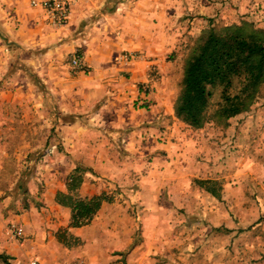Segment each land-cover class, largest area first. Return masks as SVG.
<instances>
[{
	"label": "rangeland",
	"instance_id": "374dc122",
	"mask_svg": "<svg viewBox=\"0 0 264 264\" xmlns=\"http://www.w3.org/2000/svg\"><path fill=\"white\" fill-rule=\"evenodd\" d=\"M221 1L210 14L207 8L215 0H80L68 24L52 27L45 60L44 53L31 54L26 56L30 63L12 62L18 73L9 75L5 69L11 82L6 89L16 99L11 109H0V254L10 256L0 264H31L35 258L52 264L50 257L31 249L21 260L12 257L8 250L22 244L25 233L14 238L9 228H24L23 223L25 239L44 241L51 226L64 218L48 201L58 187L68 190L78 165L85 169L76 196L82 197L88 176L99 188L97 195L115 203L114 213L121 210L142 223L131 243L112 249L117 259L99 263L91 255L93 264H264V84L250 110L232 118L229 126L214 115L219 91L204 126L192 127L175 113L190 50L207 30L242 21L264 29V0ZM9 5L0 0V20L13 11ZM74 56L83 59L84 70L73 66ZM138 63L146 73L136 82L137 103L122 111L139 112V126L140 117L147 123L145 114L159 102L165 118L158 130L122 128L111 119L121 107L112 102L128 93L126 85L134 82L130 67ZM28 65L30 77H25ZM40 94L46 102L39 103ZM71 122L79 126L72 132L60 126ZM143 176L149 178L144 186L153 187L158 179L160 188L132 201ZM176 177L181 181L171 183ZM196 179L210 180L218 196ZM119 237L110 234L112 241ZM138 245L143 256L127 260L126 250ZM81 252L66 264H88Z\"/></svg>",
	"mask_w": 264,
	"mask_h": 264
},
{
	"label": "crops",
	"instance_id": "0c3cea01",
	"mask_svg": "<svg viewBox=\"0 0 264 264\" xmlns=\"http://www.w3.org/2000/svg\"><path fill=\"white\" fill-rule=\"evenodd\" d=\"M220 1L221 0H215V3L211 7L207 8L210 14L217 12V10L219 9L217 5H219L218 2ZM9 3V7H13V11L10 14H7V17L2 16V19L0 20V109H11V105L14 104L16 99L15 96L10 94L9 91L6 89V87L11 83L9 80V75H13L19 72V69L17 71H12L13 67L15 68L17 66L16 64H12V62L17 61V63L21 65V60H23L28 61L30 63V57L27 60V55L30 56L31 54H34V56H41L43 53L44 54L42 56V59L45 60V56H47L45 54V47L49 45V42L53 41L52 35L55 34V32L52 30L54 29L52 28L53 26H50V24L46 22L44 14L40 10L31 7L29 4V0H9ZM238 5L240 6L241 2H239ZM160 11V7H158V15H160ZM5 69H8V73L10 71L9 75H6L7 77H4ZM29 70L30 66L27 71V74L25 73V71H23L25 77H30ZM130 71L131 80L134 82H131L129 85H126L127 91L123 90L128 93H125L123 97L118 98L119 101L112 102L115 105H119L121 107L119 110H117L116 113H112L111 119L113 121H117L116 125L122 128L126 127L123 126L125 124L131 125L130 127H132V129L137 127L141 132H145V130L151 129L158 130L159 125L163 122L162 120L165 118V113H162L163 107L160 106L161 104L159 102L155 106V110L157 109L156 113L153 108L150 112L145 114V117L148 120L147 123L143 124L144 120L142 117H140L139 120L142 119V122L139 126H136L137 113L139 112L135 111L134 113L133 111V113H130L122 111L125 107L131 110V106L137 103L135 100L138 97L139 89L137 88L136 82L143 80L146 73L145 68L140 63L133 67H130ZM67 76L68 77L64 78V82L67 81V78L71 77L70 75ZM42 77L44 78V75L40 76V78ZM31 79L33 82L34 77L30 78V82ZM72 81H74V84H76V77ZM37 97L39 98V103H42L43 101L46 102L45 96L41 95L40 97ZM69 113L74 112L71 111ZM140 113L142 112L140 111ZM1 115L2 114H0V116ZM171 115H174L172 110ZM71 116L74 117L73 114H71ZM5 117L9 118L10 112H7V115H5ZM74 123L75 122L61 123L60 126L63 125V129L67 127V129L72 132L74 129H77L79 127L77 124ZM11 128H14V125ZM3 132L9 133L7 129ZM169 145V143L164 144V146L166 147H169ZM197 145H199V143ZM0 157L2 159V154H0ZM127 177L128 176H125V178ZM189 177L190 176H185L184 178H187L189 180ZM197 177L199 178V176ZM97 179L98 181H101L100 178ZM146 179L149 178L143 176L137 182L140 184H135V189L132 195L130 196L132 201L136 200L140 202L141 199L143 200V197H149L150 195L152 196L154 193L153 190L156 186L157 190H159L160 184L162 183L161 180L158 181L157 179L155 181V186L150 187L148 185H145L147 186V188H145L144 183L147 184ZM91 181L92 180L88 176L87 178H85V181L81 187L82 197H92L94 195L99 194V188L91 184ZM98 181L97 184H99ZM180 181V178L176 177L174 178V180L171 181V183H179ZM184 183L185 182L182 181V184ZM102 184H111V182ZM61 187L62 186L58 187L55 190L51 200L48 201V204L50 205L51 209L62 213L64 218L62 220H59V222L56 221V224L51 226L53 230L51 229L50 231H47V237H45L44 241H42V239L35 240V237L25 239L27 236V230L25 224L20 223L24 226V240L22 244H15L11 250H8V253L13 255L12 257H17L18 260H21L24 257L23 254L30 252L27 249H31L32 252H40V254L44 253L46 256L50 257V261L52 262V264H66L69 260H71L74 254L78 252L80 253L81 251H83L81 253H85L86 258L88 259V264H93L95 259L99 263H105L106 261L110 262L111 259H117L113 258L112 249L114 247L126 246L123 245L126 242L131 243L133 240L132 235L137 231L138 227H140L142 223L140 221L138 222L137 219L132 220L131 218H129L127 213H122L121 210H119V214L114 213L117 210L115 203L113 201H105L90 224L81 227H73L70 224L71 208L58 203L56 199L57 193L59 191H64L65 189ZM158 197L159 194L157 193V200H159ZM122 208L124 207L122 206ZM141 218L142 217H139V219ZM154 225L155 222L152 221L151 227L154 228ZM38 230L40 232L42 229L39 228L37 229V231ZM28 231H31V229L29 230L28 228ZM112 232L114 234L117 232L120 234L119 242H115L110 239V234ZM120 249L121 248H118L117 250ZM143 253L144 251L142 250V246L138 245L137 247L132 249L131 252L126 250L125 257L127 258V260L129 257H132V259L134 260L139 255L142 257ZM91 255H95V259H93ZM141 261H143V258H141Z\"/></svg>",
	"mask_w": 264,
	"mask_h": 264
},
{
	"label": "trees",
	"instance_id": "16d2710c",
	"mask_svg": "<svg viewBox=\"0 0 264 264\" xmlns=\"http://www.w3.org/2000/svg\"><path fill=\"white\" fill-rule=\"evenodd\" d=\"M264 84V29L253 23L211 27L194 44L187 58L182 91L175 104L178 118L192 127H202L212 115L229 126L232 118L249 111ZM84 167L78 165L71 174L67 191L57 193V202L71 208V226L92 222L101 209L104 195L76 196L83 182ZM214 196L218 193L210 180H195ZM9 255L0 254L5 262Z\"/></svg>",
	"mask_w": 264,
	"mask_h": 264
},
{
	"label": "built area",
	"instance_id": "2783aa9c",
	"mask_svg": "<svg viewBox=\"0 0 264 264\" xmlns=\"http://www.w3.org/2000/svg\"><path fill=\"white\" fill-rule=\"evenodd\" d=\"M80 0H29L31 7L40 10L47 23L55 27H62L71 20L74 7ZM72 64L80 70L85 69V63L80 56H74ZM9 233L14 238H20L24 235V228L17 224H12ZM31 264H40V260L35 258ZM73 264H83L77 260Z\"/></svg>",
	"mask_w": 264,
	"mask_h": 264
}]
</instances>
